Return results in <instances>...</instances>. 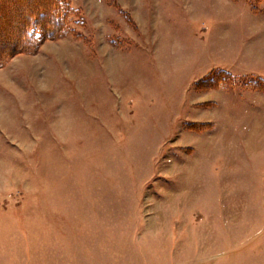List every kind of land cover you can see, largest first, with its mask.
Instances as JSON below:
<instances>
[{
    "label": "rangeland",
    "instance_id": "374dc122",
    "mask_svg": "<svg viewBox=\"0 0 264 264\" xmlns=\"http://www.w3.org/2000/svg\"><path fill=\"white\" fill-rule=\"evenodd\" d=\"M0 66V264H264V0H68Z\"/></svg>",
    "mask_w": 264,
    "mask_h": 264
},
{
    "label": "trees",
    "instance_id": "16d2710c",
    "mask_svg": "<svg viewBox=\"0 0 264 264\" xmlns=\"http://www.w3.org/2000/svg\"><path fill=\"white\" fill-rule=\"evenodd\" d=\"M74 10L68 0H0V66L44 39L66 35Z\"/></svg>",
    "mask_w": 264,
    "mask_h": 264
}]
</instances>
